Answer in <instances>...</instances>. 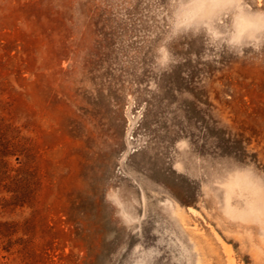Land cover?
<instances>
[{
	"label": "rangeland",
	"instance_id": "1",
	"mask_svg": "<svg viewBox=\"0 0 264 264\" xmlns=\"http://www.w3.org/2000/svg\"><path fill=\"white\" fill-rule=\"evenodd\" d=\"M182 3L0 0V264H264V0Z\"/></svg>",
	"mask_w": 264,
	"mask_h": 264
},
{
	"label": "clouds",
	"instance_id": "2",
	"mask_svg": "<svg viewBox=\"0 0 264 264\" xmlns=\"http://www.w3.org/2000/svg\"><path fill=\"white\" fill-rule=\"evenodd\" d=\"M181 6H191V0L189 4L182 3ZM236 26L240 31L251 27L264 30V14H249L240 17L236 21ZM168 59H170V54L166 49H161L160 63L164 64ZM226 167L232 182L246 192L243 201L237 202L236 208H230L229 211L264 217V171L258 170L251 163L236 159H230Z\"/></svg>",
	"mask_w": 264,
	"mask_h": 264
},
{
	"label": "bare ground",
	"instance_id": "3",
	"mask_svg": "<svg viewBox=\"0 0 264 264\" xmlns=\"http://www.w3.org/2000/svg\"><path fill=\"white\" fill-rule=\"evenodd\" d=\"M231 262L233 263V260L231 259Z\"/></svg>",
	"mask_w": 264,
	"mask_h": 264
}]
</instances>
